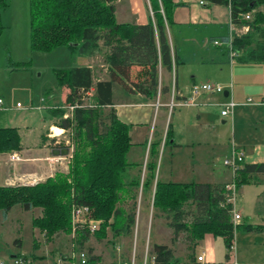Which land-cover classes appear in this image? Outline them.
<instances>
[{
	"label": "trees",
	"instance_id": "obj_1",
	"mask_svg": "<svg viewBox=\"0 0 264 264\" xmlns=\"http://www.w3.org/2000/svg\"><path fill=\"white\" fill-rule=\"evenodd\" d=\"M117 0H29L30 48L32 51L50 52L59 46L67 47L75 55L93 54L107 47L104 61L108 67V78L93 82L92 70L88 66H73L69 70L54 73L60 86H67L66 101L74 107L72 118H62L65 109L52 112L61 119L57 125L73 128V151L68 171L57 172L53 177L32 185H0V211L5 215L13 206L24 210L39 208L40 213L32 218V224L45 235L56 231L70 233L72 205H86L93 217L101 220L99 238L105 228L115 235L129 234L135 225L134 205L121 206L122 194L139 186L140 178L126 181L125 173L133 163L126 155L132 142L130 125L121 121L113 107L112 84L117 82L128 89L155 98L169 87L159 85V68L172 72L179 64L194 60L181 58L172 51L168 40L167 26L172 24L170 12L177 4L173 0H149L152 18L145 24L120 23L115 18ZM224 4L230 8L234 26L247 24L249 29L241 35H233L231 45L238 52L239 62H264V0H205ZM6 0H0V11ZM253 12L252 19H243L241 14ZM229 25L211 41L229 40ZM3 26L0 21V35ZM102 45V46H101ZM204 61L229 62V50L225 45L212 47V55ZM129 84V85H128ZM95 86L89 103L81 102V90ZM170 127L165 135V144L171 138ZM46 139V138H45ZM42 140L44 137L42 136ZM160 140L150 144L148 173L143 178L142 190L152 194L154 209L166 213L168 226L172 230V241L185 233V241L195 246L206 233L223 238L227 250L233 248L237 229L252 231L259 226L232 221L233 205L227 201L225 185L201 182H172L158 180L154 183L155 160ZM55 147H62L60 144ZM21 149V138L16 127H0V153ZM264 174V162L242 163L236 170L237 187L257 182L256 175ZM191 203V204H190ZM193 209L186 210V206ZM190 215V220H187ZM90 231L79 227L72 240L76 251H83V244ZM77 235V236H76ZM87 264H100L99 255L86 250ZM150 264H179L174 250L161 243H153L148 252ZM193 253L187 258L193 260ZM34 260L32 256H23Z\"/></svg>",
	"mask_w": 264,
	"mask_h": 264
},
{
	"label": "crops",
	"instance_id": "obj_2",
	"mask_svg": "<svg viewBox=\"0 0 264 264\" xmlns=\"http://www.w3.org/2000/svg\"><path fill=\"white\" fill-rule=\"evenodd\" d=\"M173 1L177 4L169 15L172 24L167 26V35L171 49L173 52L176 51L181 58H193L194 60L177 65L172 72L166 71L164 68L160 67L159 85L161 86L163 84L168 86L169 91H166L162 95L160 91H158L155 98H150L134 91L132 85H130L131 89H128L117 82H113L112 84L113 104L111 107H113L117 117L121 121L130 125L129 137L132 146L129 148L126 158L129 163H133V166L127 169L125 179L126 181H130L139 177V183L143 181L148 171L147 161L149 159L150 144L153 140H160L156 157L158 164L156 165L155 182L161 180L225 185L229 182L228 171H226L224 175L222 173H214L212 170L213 172L210 175L211 178L208 181H195L194 179L181 180L183 176L176 171L174 165L178 162L180 148L184 147L190 150L191 148L194 149V146L198 144L199 150L209 146L213 149V144L217 142H222V146L227 152L231 151L232 147L240 150L244 155L243 163L264 162V105L261 103L262 97L264 96V62H239L236 58L233 61L225 63L204 61L212 55L213 46H211V38L218 36L220 32L224 30V27L231 23L229 6L209 3L205 0ZM200 1L204 2L201 4ZM115 18L117 22L120 23L145 24L152 18L150 2L149 0H117L115 2ZM107 51L108 48L102 46L99 51L93 54L75 55L67 47L59 46L50 52L40 53L38 51H32V53L34 57L44 53L42 56H46V63L52 65L56 70H69L73 66H88L92 70L93 82L96 83L99 80L108 78V67L104 61V56ZM179 70H182L185 75L189 74V83L191 84L197 83V80H202L201 82L215 81L224 85L225 90L222 93L202 95L199 98L198 102L200 104L198 106L169 107L172 98L175 101H179L184 97H188L187 92L184 90L185 87L183 83H180V80L178 81ZM229 85H231V88ZM91 87L94 88V95L95 86L92 85ZM69 91V88L66 86V92L63 93L65 101ZM115 91H117V95H115ZM250 95L258 98L256 99V103L252 105L245 103V97L248 98ZM231 100L234 103L232 116H221L220 114L217 116V123L220 118H222L221 122L225 123L226 120L223 118H227L232 123L237 121V127L238 121L240 123L247 121L251 123V129L248 131L247 136L236 133L237 129H235L231 142H228L227 145L219 133L215 135L210 134L213 130L212 124L214 121H212V111L209 108H219L220 113V106L214 103H224ZM176 108L186 109L175 113ZM191 108H197V118L193 122V111ZM6 109L7 108L3 107L1 110L3 111ZM173 116H175L174 123ZM50 120L52 122L53 119L51 118ZM171 124L174 125V130H172V136L169 139L170 143L165 144V135ZM0 127L16 126L3 125ZM176 127L178 128V133H176ZM183 128H188V131H186L184 136H181ZM189 128H194L196 134L189 130ZM17 130L19 132L18 128ZM52 138L53 137L46 138V141ZM41 143H43L42 136L39 143L32 149H26V146L21 143V149L16 152L22 157V160L16 163L23 161L30 162V169L22 173L13 171L15 168L11 166L16 165V163L8 162L9 153H0V173L3 179L0 185L11 184L8 181L11 174H22L23 176H33L37 174L36 169H31V166L34 164L36 168L37 166H40V168L45 165L51 166L52 161L49 156H54L51 154L52 148L48 149V156L45 154L46 144ZM191 164L192 162L188 161L186 167H189ZM50 166H46L48 168L47 176L53 173ZM3 167L6 168L5 171ZM56 167L55 165V168ZM173 173L178 174V180H172ZM36 180L37 179H35V181ZM256 180L257 182L253 183L261 185L262 187L264 186V174H257ZM242 186L244 187L245 184ZM242 186L238 187L241 200L244 198V196H242ZM146 197L150 206L152 197L149 198L148 194ZM234 209L240 213V220H242L244 215L241 210L235 207ZM8 212L2 215L4 219L7 218ZM240 220L238 223L241 224ZM255 225L259 226L260 229L252 231L245 230L243 233H237L241 234L236 235L240 236L241 240L239 242L237 240V243H235L233 248L230 251L228 250L227 253L222 249L220 241L210 233H206L201 240L197 241L194 247L184 243V238H181L182 234L176 241H172V230L169 226L166 231L168 241L160 240L162 242L154 243L170 246L174 250L175 257L180 259L179 264L194 261L198 255H203V261L197 264H264V220L261 219L260 222ZM32 240L35 241L33 234ZM39 240L40 239L36 241ZM17 241L18 243L16 245L20 246V239H17ZM36 241L32 242L34 248H36ZM179 243L184 246L186 245L185 249L179 248ZM196 247L198 248L197 250L195 249ZM190 253H193V260L187 258ZM17 256L19 255L14 254L9 259ZM31 256L34 260L35 258L44 260V254L42 253L38 255L34 252ZM9 259L3 258L0 260Z\"/></svg>",
	"mask_w": 264,
	"mask_h": 264
},
{
	"label": "rangeland",
	"instance_id": "obj_3",
	"mask_svg": "<svg viewBox=\"0 0 264 264\" xmlns=\"http://www.w3.org/2000/svg\"><path fill=\"white\" fill-rule=\"evenodd\" d=\"M253 12H251L252 19ZM0 21L3 26V30L0 35V99L2 100V106L7 108L0 111V126H16L21 134V143L26 146L25 148H33L41 140V136L44 137L43 143L46 144L45 154L49 156V148L55 147V145L67 146L73 151L72 136L74 134L73 128L64 129L57 125L61 119L59 116H52V112L65 109L62 118L65 113H69V109L66 106L69 105L68 101H65L63 93L66 92V86H60L57 83V78L54 73L52 65L47 64L46 56L39 54L34 57L30 48V6L29 0H6V6L0 11ZM246 33V32H245ZM211 46H216L213 43ZM42 53V52H40ZM76 58V57H75ZM182 69V68H180ZM178 81L183 83L185 92L190 95L189 88L191 86L189 74H184L182 70H179ZM202 80H197V83H201ZM254 92V91H253ZM115 91V95H117ZM83 93H81V96ZM250 99V100H248ZM256 97L250 95L245 97V103L252 105L256 103ZM91 100L89 97L81 100V102L89 103ZM65 102V103H64ZM19 103L20 107H17ZM236 104V103H235ZM63 106V107H62ZM65 106V107H64ZM186 108H176L175 113L184 111ZM189 109V108H188ZM192 122L196 120L197 108H191ZM195 109V110H194ZM212 111V131L210 134L215 135L217 133L223 137L225 143L231 142L233 131L237 129L236 133H241L245 136L248 135V131L251 129L250 122L240 123L236 127V122L232 123L229 119L225 123L219 119L217 123V116L220 115L219 108H209ZM53 119L52 122L50 119ZM175 116H173V123ZM50 123V124H49ZM55 126L60 129L59 133L55 136L54 131L51 128ZM63 129V130H62ZM170 130H174V125H170ZM196 134L194 128H189ZM188 131V128L181 132V136H184ZM176 133L178 128L176 127ZM198 135V134H197ZM53 137L51 140L46 141L45 138ZM41 143V144H43ZM196 144L194 149L187 150L184 147L179 150V158L174 168L177 172L182 174L181 180H195V181H208L210 175L214 173H229V182L233 180V168L226 166L223 163L224 159L230 157V151L222 146V142L213 144L211 147H203L199 150V146ZM203 146V145H202ZM201 146V147H202ZM159 149V148H158ZM18 150H12L6 153L16 152ZM191 151V152H190ZM210 153V154H208ZM167 156V152H166ZM52 161L50 165H43L44 167L37 166L35 164L31 166L37 170V174L33 176H22L19 174H11L9 182L11 185H32L34 183L44 181L48 177H53L55 173L68 171V164L70 156H49ZM157 157V156H156ZM22 158V157H21ZM22 160V159H21ZM191 161L192 164L186 167V163ZM9 163L11 162L8 160ZM30 162H18L14 167V172L22 173L30 169ZM49 163V164H50ZM148 163V161H147ZM190 163V162H189ZM157 159L155 160V171ZM55 165L57 166L55 168ZM51 167L52 175L47 176L48 168ZM166 166V165H164ZM17 169V170H16ZM5 171L6 168L3 167ZM213 170V171H212ZM155 171H154V183H155ZM148 173V171H147ZM228 175V174H227ZM35 179H37L35 181ZM178 174L173 173L172 180H178ZM2 176L0 173V184H2ZM143 182V181H142ZM142 182L139 183L137 188H132L129 192L134 193V198L129 194H122L121 206L130 207L134 205L135 211V225L133 230L129 234L115 235L109 227L105 228V232L99 238L96 230H99L101 220L97 229L94 232H90L89 238L84 242V252L87 248H92L93 255H99L101 262L104 264H150V255L148 252L151 249V245L154 242H162L160 240L168 241L166 231L168 219L166 213L161 210L154 209L149 206L148 199L152 197L151 193L143 192ZM244 198L240 199V193L237 187V193L234 200V207L239 208L243 213L241 223L250 222L254 225L259 223L260 220H264V186L256 183H248L243 187ZM146 199V201H145ZM191 204V203H190ZM193 209V205L186 206V210ZM40 213L39 208H33L30 211L24 210L20 205L13 206L4 219L2 211H0V259H9L12 255L17 254L19 256H31L36 252L44 254V260L36 259L34 262L40 264H54L57 259H65V256H69L74 249H77L76 241L72 240V231L70 233L63 231H56L52 236L45 235L43 230H39L32 224V218ZM91 217L93 214L91 213ZM95 219V218H94ZM187 220H190V215H187ZM147 230V231H146ZM245 232V230L239 228L235 231L233 246L241 240L239 232ZM32 234L35 238L36 245L34 248L32 242ZM42 234V235H41ZM77 236V235H76ZM238 237V238H237ZM181 238H184L185 233ZM17 239H20V246H17ZM216 239L220 241L222 249L227 253L228 250L225 246L222 237L217 236ZM179 248H184L181 243L178 244ZM182 246V247H181ZM198 249L197 247L195 248ZM235 251V248H234ZM187 263V262H186Z\"/></svg>",
	"mask_w": 264,
	"mask_h": 264
},
{
	"label": "built area",
	"instance_id": "obj_4",
	"mask_svg": "<svg viewBox=\"0 0 264 264\" xmlns=\"http://www.w3.org/2000/svg\"><path fill=\"white\" fill-rule=\"evenodd\" d=\"M204 1H200L202 4ZM240 17L243 19H250L251 13L248 12L246 14H241ZM249 26L247 24H242L240 26H234L232 23L229 24V40L227 42H222L220 39L213 40L214 45H225L229 50V60L233 61L237 56L238 52L232 48L231 41L233 35H241L247 32ZM231 88V85H229ZM225 90L224 85L215 81H206L201 83H193L191 84L189 91L190 95L188 97H184L179 101H175L173 98L169 103V107L173 106H198L200 103L199 98L204 94H214V93H222ZM94 88L90 87L88 90H81L83 95L81 100L85 99L86 97L91 98L93 95ZM250 100V99H248ZM261 103L264 105V96L262 97ZM215 105L220 106V114L221 116H232L234 103L233 101H228L224 103H214ZM78 104H69L66 108L69 109V113H65V118H72L74 107ZM17 107H19V103H17ZM63 107V106H62ZM65 107V106H64ZM3 109L2 107V100L0 99V110ZM63 130V129H62ZM52 136H55L54 133ZM69 147V145H67ZM71 154V148L69 147V155ZM22 158L17 152H12L8 155V160L11 162L20 161ZM244 162V155L243 153L236 149L235 147L231 148L230 157L224 159L223 163L226 166H230L233 168V180L225 184V192H227V201L231 202L234 205V200L237 193V185L235 181L236 170L242 165ZM71 226H72V237L74 238L76 234V230L79 227H86L91 233L97 229L99 224V220H96L91 217V211L88 206L86 205H72L71 212ZM241 219V215L239 212L235 211L234 207L232 210V221L234 224L238 223ZM72 252L69 256H65V259H57L56 263L54 264H87V253L84 251H76ZM203 261V255H198L196 260L188 261L187 263L183 264H197ZM0 264H38L34 261L24 258L23 256H17L11 258L9 260H0ZM104 264V263H100Z\"/></svg>",
	"mask_w": 264,
	"mask_h": 264
},
{
	"label": "water",
	"instance_id": "obj_5",
	"mask_svg": "<svg viewBox=\"0 0 264 264\" xmlns=\"http://www.w3.org/2000/svg\"><path fill=\"white\" fill-rule=\"evenodd\" d=\"M51 154L54 156H67L69 155V147H53L51 149Z\"/></svg>",
	"mask_w": 264,
	"mask_h": 264
},
{
	"label": "bare ground",
	"instance_id": "obj_6",
	"mask_svg": "<svg viewBox=\"0 0 264 264\" xmlns=\"http://www.w3.org/2000/svg\"><path fill=\"white\" fill-rule=\"evenodd\" d=\"M51 130L54 131V135H58L59 133L57 132V130H60V129H58V128H56L55 126H53V127L51 128Z\"/></svg>",
	"mask_w": 264,
	"mask_h": 264
}]
</instances>
